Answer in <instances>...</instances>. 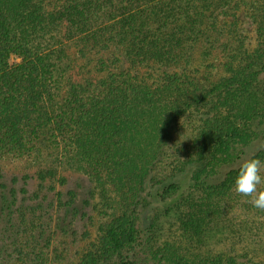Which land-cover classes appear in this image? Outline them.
I'll return each instance as SVG.
<instances>
[{
    "label": "trees",
    "instance_id": "trees-1",
    "mask_svg": "<svg viewBox=\"0 0 264 264\" xmlns=\"http://www.w3.org/2000/svg\"><path fill=\"white\" fill-rule=\"evenodd\" d=\"M241 14L252 48L229 25ZM67 46L82 82L67 72ZM115 49L125 73L107 58ZM215 55L227 75L201 90L193 65ZM152 65L173 71L154 86L136 75ZM57 135L73 145L90 197L54 166L10 185L0 174V264L20 262L11 243L42 193L63 234L79 235L85 220L96 228L76 264H264V211L234 191L242 162L264 160V0H0V155Z\"/></svg>",
    "mask_w": 264,
    "mask_h": 264
},
{
    "label": "rangeland",
    "instance_id": "rangeland-1",
    "mask_svg": "<svg viewBox=\"0 0 264 264\" xmlns=\"http://www.w3.org/2000/svg\"><path fill=\"white\" fill-rule=\"evenodd\" d=\"M230 24H234L244 39L246 46L252 48L256 43L257 36L246 18L241 14L238 19L230 21ZM62 40V39H61ZM59 42V41H58ZM63 42V41H61ZM255 42V43H254ZM65 44V43H63ZM68 56L72 59V62H66L68 66V73L77 81L82 82L83 79L88 78L86 70L80 68L81 61H79L74 54V50L67 46ZM107 58L110 60H118L116 64V72L118 74L125 73L127 71V62L124 54L120 49L112 50L110 54H107ZM222 57L215 55L208 59H197L194 63V67L191 71V77L194 78L197 87L201 90L207 89L215 83L220 82L226 73L221 65ZM19 60H13V62ZM173 70H166L162 67L152 65L141 69L138 74L140 78L155 86L156 83L166 74ZM179 72L181 75V71ZM39 165L54 166L60 170L68 179V187L70 189L79 190L81 192L80 198L90 197L87 192L89 179L84 171L78 168L79 164L76 160V151L73 145L67 138L57 135L55 139H52L50 143L43 145L39 150L22 156H4L0 155V174H4L10 185V180L15 174L24 173L30 170L34 172ZM18 187H22V182L18 184ZM264 187V186H262ZM35 190V189H33ZM32 195V194H31ZM42 193L39 198H34L33 201H28L26 204L34 207L30 210L29 221H32V225L23 227V230H27L26 234H21L17 243H11V247L15 248L14 256L20 260L16 264H21V260L25 259L27 253V262L24 264H76L79 262L84 252L86 251L88 241L83 238L86 230H89L93 235L96 233V228L91 227L89 221L85 220L77 224L76 229L79 231V235L73 236L72 232L63 234L57 225L61 224L59 220L60 216L54 212L53 209H49L50 199H44ZM82 202H79V205ZM97 208L101 210L103 207V201L99 195L95 196ZM250 207H253L249 203ZM255 208V207H254ZM88 214L93 218H96L98 222L100 217L98 212H93L92 209L87 210ZM243 213L240 218L250 214L253 216L255 211H239ZM63 216V214H60ZM152 215V210L147 209L143 213L142 227L147 228L149 224V218ZM261 216V215H260ZM87 226V228H85ZM22 230V229H21ZM23 245V249L16 251V246ZM23 254V255H22ZM15 262V261H14Z\"/></svg>",
    "mask_w": 264,
    "mask_h": 264
},
{
    "label": "clouds",
    "instance_id": "clouds-1",
    "mask_svg": "<svg viewBox=\"0 0 264 264\" xmlns=\"http://www.w3.org/2000/svg\"><path fill=\"white\" fill-rule=\"evenodd\" d=\"M264 160L258 157L245 159L240 165L234 191L249 198V203L264 211Z\"/></svg>",
    "mask_w": 264,
    "mask_h": 264
}]
</instances>
